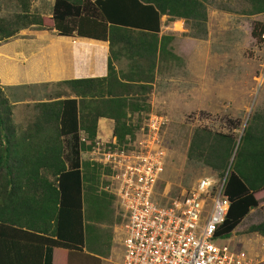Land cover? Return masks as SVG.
I'll return each instance as SVG.
<instances>
[{
    "label": "trees",
    "instance_id": "1",
    "mask_svg": "<svg viewBox=\"0 0 264 264\" xmlns=\"http://www.w3.org/2000/svg\"><path fill=\"white\" fill-rule=\"evenodd\" d=\"M209 1L55 0L50 17L41 19L30 11L31 0H16L19 10L7 18L0 17V41L38 25L55 29L60 35L75 33L107 41L111 51L105 77L64 81L62 84L76 97L40 102L33 130L19 137L0 85V264H52L54 248L67 253L60 264L62 260L64 264H101L99 258L82 250V195L84 189L88 191L85 182L93 183L103 169L94 163L91 171L83 172L80 153L94 144L100 117L113 120L118 144L134 133L137 124L130 123L128 113L147 110L145 98L137 94L147 92V84L158 63L169 54L167 46L173 39L169 34L158 37L161 17L184 19L189 36L203 38ZM248 2L249 14L264 13V0ZM252 36L262 41L260 21L254 22ZM123 54L132 57L129 70L120 74L115 60ZM36 136L43 140L32 141ZM64 136L70 139L68 161L63 158L60 140ZM186 159L209 167L221 177L227 172L224 193L229 208L216 236L228 239L258 206L257 194L264 193V111L252 115L237 142L230 134L196 128ZM247 232L264 236V220L250 225Z\"/></svg>",
    "mask_w": 264,
    "mask_h": 264
},
{
    "label": "rangeland",
    "instance_id": "2",
    "mask_svg": "<svg viewBox=\"0 0 264 264\" xmlns=\"http://www.w3.org/2000/svg\"><path fill=\"white\" fill-rule=\"evenodd\" d=\"M32 7L30 2L32 13L38 17L45 15L41 19L52 14L50 3L38 5V10ZM249 9L248 0H210L203 38L189 36V25L184 19L164 21L165 31L173 36L167 46L169 54L159 62L147 84V92L137 94L145 98L147 109L139 114L138 123L149 113L166 118L161 138L168 148L169 159L159 183L160 191L167 196L164 201L180 195L201 177H221L201 163L187 161L186 151L196 128L230 134L237 142L252 115L264 111V49L252 36L254 22L260 21L261 15H251ZM18 10L16 0H0V17L7 18ZM120 68L128 71L130 67L123 60L118 64ZM2 88L12 109L13 122L18 123L32 121L39 113L40 102L61 94L68 96L62 85ZM20 100L23 102L19 103ZM135 114L128 118L130 123H136ZM84 157L92 169L94 162ZM103 172L94 179L95 190L99 192H104L100 188L106 184ZM261 193L257 194L258 207L247 214L226 240L231 247L247 251L252 264H264V238L247 232L250 225L264 220V193ZM97 195L102 198L98 217L99 205L85 213V247H96L93 250L105 259L104 264H117L122 254V221L114 197L107 193ZM112 199L114 209L109 206ZM98 220L105 222L101 230L94 225ZM113 222H117L118 233L111 234L108 226Z\"/></svg>",
    "mask_w": 264,
    "mask_h": 264
},
{
    "label": "built area",
    "instance_id": "3",
    "mask_svg": "<svg viewBox=\"0 0 264 264\" xmlns=\"http://www.w3.org/2000/svg\"><path fill=\"white\" fill-rule=\"evenodd\" d=\"M260 15L264 49V13ZM141 113H134L137 121L131 124L137 128L123 143L95 138L91 149L83 151L102 166L106 184L100 190L114 197L122 221L117 264H252L247 251L216 236L229 208L227 172L220 179L201 177L164 201L159 183L169 159L161 138L166 118L149 113L138 123Z\"/></svg>",
    "mask_w": 264,
    "mask_h": 264
},
{
    "label": "crops",
    "instance_id": "4",
    "mask_svg": "<svg viewBox=\"0 0 264 264\" xmlns=\"http://www.w3.org/2000/svg\"><path fill=\"white\" fill-rule=\"evenodd\" d=\"M54 1L55 0H31V3L33 4L32 8L36 6L35 10H38V5L42 7L43 3H50L52 7ZM41 16L45 15L41 14ZM165 20L169 21L171 20V18L165 15L161 17L159 30L156 32L159 38L162 35L168 34L165 31ZM117 44L118 42H116L114 48ZM110 55L111 51L109 49V42L107 41L79 37L75 33L72 35H60L55 29H49L47 27L38 25H30L26 28L21 29L15 36L0 41V85L3 86L4 89H16L29 86L53 87L54 85H62L63 90L67 92L68 96H66L65 94H61L59 97L57 96L56 98L54 97L53 99L49 100V102H53L59 99L62 100L66 98H75V93L72 92L68 86L62 83L64 81L69 80L98 79L105 77L107 75V60ZM131 57V54H123L119 55L116 58L115 68L117 69V71L120 72V74L126 73L127 71H125V69L121 70V68L118 70V64L121 61L126 60L129 65L131 63ZM156 70L157 69H155V72ZM134 96L137 95L135 94ZM22 102V100L19 101V103ZM134 113H137V111H134L133 114ZM34 119L32 118V121L30 122H14L17 137L22 136L26 132H31L33 130ZM41 125L45 127L49 126V124L47 125L44 123ZM113 127L114 122L112 119L100 117L97 120L96 139H101L105 141L113 140L115 138L113 136ZM80 134L81 136H85L83 131H81ZM27 140L28 139L26 138L25 141ZM31 140L34 142H41L43 140V137L38 138V136H36L33 137ZM60 140L64 149L63 158L65 161H68L67 157H69L70 159V154H67V144L70 140L69 136H64L60 138ZM84 154V152H81L79 156L80 166L83 172L87 169L90 170V164H86L87 162L84 159ZM88 171H86L87 175L89 174ZM90 186L93 187L94 182L92 183L91 180L85 182V188L88 191H85L84 189L82 195V212L84 226L82 250L84 253H88L99 258L101 264H104L105 259L101 255H99L96 250H93L96 249V247L92 249H87L85 247V213L87 209L92 208L94 210V208L96 209L98 205L101 204L102 198H98L97 194L100 195L106 193L99 192L98 190H95V188H92ZM109 206L110 208L114 209L113 199ZM100 207L101 206L99 205V209L96 210L97 217L98 213H100ZM113 218L116 220L115 215L113 216ZM104 223V221L98 220L97 222H95L94 225L99 226L101 230L102 226H104ZM108 227L111 230V234L112 232L118 233L117 222L109 224ZM261 237L264 238V236ZM56 251L58 252V258ZM66 254L67 253H65V251L59 248H54L52 264H60V258L66 259ZM62 263L63 260L61 264Z\"/></svg>",
    "mask_w": 264,
    "mask_h": 264
}]
</instances>
